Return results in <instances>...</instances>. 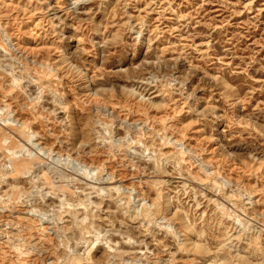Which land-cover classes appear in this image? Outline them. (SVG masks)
<instances>
[{
  "label": "rangeland",
  "instance_id": "1",
  "mask_svg": "<svg viewBox=\"0 0 264 264\" xmlns=\"http://www.w3.org/2000/svg\"><path fill=\"white\" fill-rule=\"evenodd\" d=\"M0 264H264V0H0Z\"/></svg>",
  "mask_w": 264,
  "mask_h": 264
}]
</instances>
